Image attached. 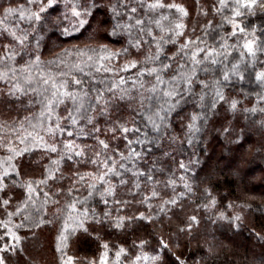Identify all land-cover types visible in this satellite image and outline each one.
<instances>
[{
    "label": "snow or ice",
    "instance_id": "1",
    "mask_svg": "<svg viewBox=\"0 0 264 264\" xmlns=\"http://www.w3.org/2000/svg\"><path fill=\"white\" fill-rule=\"evenodd\" d=\"M258 10L264 12V0H213L211 4L195 0V19L189 27L190 10L176 0H4L0 4V83L5 87L0 88V98L12 103L27 97L28 104L38 105L39 111L18 123L0 124V130L7 128L12 134L8 139L0 136V148L7 153L0 156V194L11 192L3 198V205L9 206L15 198L12 189L25 190V198L17 203L15 212H8V219L0 221L5 229L0 236V264H9L5 253L22 251L17 247L22 239L17 229L50 223L43 217L38 222L33 219L40 209L29 212V206L36 204L33 194H40L38 186L47 189L43 192L45 204L49 197L59 204L57 197L65 189L52 188L66 179L71 199L64 206L67 214L61 217L63 224L57 236L62 264H76L72 256L65 259L70 236L82 233L99 239L98 229L135 231L145 222L155 225L159 221L163 228L165 217L171 221L173 209L182 210V199L192 196L199 184L204 185L203 199L207 202L197 207L211 213L208 219L213 224L226 221L228 228L240 230L244 209L250 211L252 205L229 201L225 209H218L212 179L223 169L209 165L208 158L202 159L196 149L198 142L207 141L209 135L239 147L247 139L248 128L237 129L240 114L251 122L247 114L259 112L257 123L264 129V66L257 67L264 65L259 55L264 54V39L256 35L254 27L249 31L244 25V19ZM210 14L218 15L219 23L214 19L201 23V17ZM225 24L231 26L230 32L224 30ZM68 40L77 43L60 47ZM50 44L59 52L45 61L43 50ZM53 65L56 71H52ZM96 72L112 76L97 80ZM246 80L257 90L241 88L240 92L245 100L255 96L257 103L241 109V100L230 96L229 89ZM189 105L191 112L182 115ZM62 107L63 116L59 111ZM129 110L132 116L125 118L124 112ZM177 118L183 140L175 130ZM138 119L143 121L142 126ZM25 122L31 131L25 128ZM102 131L110 133L111 140L102 138ZM81 138L94 143L84 144L79 142ZM121 139L124 150L119 145ZM165 140L169 147L177 144L180 148L186 140L192 151L187 161L179 162L178 178L172 173L161 181L156 178L157 171L164 172L159 167L160 158L156 157L149 167L144 148L162 147ZM38 151L41 155L35 163L42 165L41 176L24 180L21 160ZM170 155L169 151L162 152L163 157ZM241 163L242 158L233 156L224 167L233 176H240ZM85 165L91 168L82 173L79 169ZM204 165L208 170L200 178ZM147 184L152 185L150 194L142 191ZM161 184L165 189L172 187L173 195L163 197L158 190ZM178 185L183 190L176 192ZM82 189L87 195H80ZM154 200L158 203L153 204ZM25 213L30 223L13 222L14 215ZM199 224V216H188L173 235L187 232L191 239L194 226ZM250 231L258 241H264V232L254 227ZM205 237L204 252L190 256L172 251L181 247L172 235L165 238L163 232L158 233L151 252L143 250L150 245L151 235L137 237L132 247L141 250L131 259H122L129 248L120 245L114 261L109 259V243L104 241L99 264H170L169 252L175 264H206L218 257L219 246L214 232H206ZM243 260L245 264H264V248L258 256L253 253L251 259L246 253ZM79 264L97 261L85 257Z\"/></svg>",
    "mask_w": 264,
    "mask_h": 264
},
{
    "label": "trees",
    "instance_id": "2",
    "mask_svg": "<svg viewBox=\"0 0 264 264\" xmlns=\"http://www.w3.org/2000/svg\"><path fill=\"white\" fill-rule=\"evenodd\" d=\"M168 1L171 2V0ZM203 1H206L205 3L208 4L213 2V0H202V3ZM13 2L22 3L23 0H13ZM176 2L186 3L185 5L189 8L191 13L188 21L195 19V0H176ZM2 3H4V0H0V4ZM210 16L212 15L210 14ZM206 19L207 18L201 17V21L204 23ZM214 21L219 23L220 17L218 15L215 16ZM244 25L249 31H251V29L254 27L256 29V35L261 37V39H264V12L258 10L255 15H248L244 19ZM224 30L230 32L231 26L225 24ZM234 40L235 38H233V42ZM53 42H55L54 37ZM73 43H77V41H65L64 43L60 44V47H65ZM116 47H119V45H116ZM57 52H59V48L53 47L52 44H50L48 48L43 50L42 58L43 60L47 61L52 59ZM259 55L261 56V59H264V54ZM24 59L26 60L27 57ZM20 62L23 63L24 61ZM262 66L264 65H258L257 67L259 68ZM51 69L52 71H56L57 66L53 65ZM60 70L67 71V68L60 66ZM95 75L97 80H103L106 76L111 77L112 73L96 72ZM252 78L254 79V73ZM4 87L5 85L0 83V88ZM241 88L248 92H254L257 90L256 86L249 84L246 80L243 82V84L237 83L234 89H229L230 96H237L241 100L239 105L241 109L244 107H252L257 103L255 96L250 95L248 99L245 100L243 98V93L240 92ZM191 110V105L186 106L181 114L183 115L185 113H190ZM38 111L39 106L29 105L27 97L23 98L22 102L13 101L12 103H4L3 99L0 98V124L5 122L18 123V121L23 117L29 116L30 113H37ZM60 115L63 116V113ZM247 115L251 117V122L248 119H245L244 114H240L236 119L237 129L244 128L245 125H248V128L246 129L247 139L239 147H237L235 143H229L222 137H214L209 135L207 141L202 140L198 142V147L196 149L201 153L202 159L205 157L208 158L209 165H218L219 168L223 169L222 174H218L212 179L213 195L217 197L218 209H225L229 201L236 203L243 202L252 205V209L250 211L248 209H244L245 217L243 226L240 230L235 231L228 228L226 221L213 224L212 221L208 219L211 213L205 211L203 208L197 207V205L207 202L203 199L202 189L204 185L199 184V186L195 188V192L192 196L182 199V210L179 208L173 209V217L171 221L165 217L163 228L160 227V222L157 221L155 225L145 222L144 227H141L135 231L127 230L121 232L112 231L109 229H98L100 237L99 239L91 234L84 235L82 233H78L76 235L70 236V243L68 246L70 254L80 262L85 257H87L89 260L94 258L97 261L101 253L105 251L102 247V244L104 241H107L109 243L108 255L110 260L115 259V251L120 245L129 248V254H125V257H122V259H131L132 255H135L136 252L141 250L139 247H132L133 241L136 240L137 237L151 235L150 245L143 249L144 251L151 252L152 249L157 245V234L163 232L165 238H168L170 235H172L173 240L178 238L180 241L181 247L179 249L173 247L172 251H175L177 254L182 256H190L193 254L200 255L204 252L203 242L206 238L205 233L214 232L218 237L217 244L219 246V253L218 257L209 259L206 264H245L243 256L246 253L249 259H251L253 253L258 256L261 252V249L264 248V241H258L250 229L254 227L256 231L264 232V129H261L257 123L261 119L259 112L248 113ZM124 116L125 118H130L132 116L131 111H125ZM232 118L233 117L231 113H229V119ZM137 123L140 126L143 125L142 120L138 119ZM101 125H103V121H101ZM27 127L28 122H25V128L31 131ZM175 130L183 140V132L181 130V125L178 118L175 121ZM11 135L12 134L8 132L7 128L0 130V136H4L6 139L11 138ZM100 135L102 138L111 140L110 133L102 131ZM232 139L234 140L235 137L233 136ZM79 142L89 145L94 143V141L91 139H83ZM119 145L121 150H124L125 143L122 139L119 141ZM112 146L115 147V142H113ZM149 148H151L150 152L148 151ZM144 150L145 152H148V157L145 163L148 164L149 167L156 157L160 158L159 167H163L164 172L161 174L159 171H157L156 178L161 181L166 180L172 173H175L176 177L178 178L180 174V170L178 168L179 162L181 159L187 161L192 151L188 148L186 140H184L183 148L178 147L177 144H173L171 147H169L167 140H165V144L162 147H156L154 145L145 146ZM163 151H169L171 152V155L168 157H163ZM4 155H7V153L3 148H0V156ZM40 155L41 153L38 151L35 155L26 154L22 158L21 164L22 172L25 174L24 180H27L29 177L34 179L40 178L42 165H37L35 163ZM233 156L242 158L240 176H233L230 170L224 167V165L229 160H231ZM90 168L91 165H85L81 166L79 170L83 173L88 171ZM64 170L65 173H67L68 166H65ZM207 170L208 165H204L200 171V178L205 176V172ZM21 182L23 183V181ZM61 186L64 187L65 192L57 197L59 199V204L52 203L51 197H49V202L45 204L43 192L47 189H45L44 185L38 186L40 189V194H33L34 198L36 199V204L29 206V212H35V209H40L38 213L34 214L33 219L37 220L38 222L39 218L43 217L46 221H50V223L46 222L44 224H40L39 227L33 225L31 227L17 229L19 235L22 238L20 244L17 247L18 249H22V251H20L19 254L5 253L6 258L9 260V264H59L58 260L51 262L49 260V256L55 254V252L57 254V236L61 229L59 223L61 220L59 217L65 216L67 214L65 211H63V209L66 202L70 201L71 199L66 191L70 186V182L67 179L63 181L62 185L57 184L53 186L52 191H55L56 187ZM151 187L152 185L147 184L145 185L144 189H142V191L148 192L150 194ZM158 190L162 192V196L165 198L173 195L172 187L165 189L163 184H161L158 186ZM182 190V185L176 186V192ZM11 191H14L15 198L12 200L10 208L3 209L14 211L17 203L25 198V190L21 187H16ZM120 192H123V189H121ZM10 194L11 192L6 191L1 195L3 198H7ZM80 195H87L86 190L82 189ZM152 203L156 204L158 201L154 200ZM57 209H61V211L57 212ZM98 210L102 211L103 209L100 208ZM140 210L143 211L144 208H141ZM228 211L229 214L232 213L231 209ZM236 211H240V209H236ZM25 215L27 214H17L14 216H18V222L20 223L22 220H25ZM191 215H197L200 217V224L198 226H194L192 230V238L188 239L187 232L173 235L177 233L178 227L182 226V224L187 221V217ZM57 216L58 218L56 219ZM25 223L30 222L25 220ZM221 224L224 226L221 227ZM4 232L5 229L0 227V236H2ZM0 243H3V241H0ZM198 245L200 246L199 250ZM167 259L170 264H175L174 257H172L170 252L167 253Z\"/></svg>",
    "mask_w": 264,
    "mask_h": 264
},
{
    "label": "rangeland",
    "instance_id": "3",
    "mask_svg": "<svg viewBox=\"0 0 264 264\" xmlns=\"http://www.w3.org/2000/svg\"><path fill=\"white\" fill-rule=\"evenodd\" d=\"M168 2H170V1H168ZM206 1H203V3H205ZM178 3H184V2H178ZM184 4H186V3H184ZM207 19H214V17H212V16H208L207 17ZM188 22V24H189V27H191V24H192V22H193V20H190V21H187ZM205 22H206V20H205ZM201 23H204L203 21H201ZM241 43H242V40H241ZM52 67V66H51ZM62 110H63V107L59 110L60 111V114L61 113H63V115H65V112H64V110H63V112H62ZM28 129H30L31 130V128L29 127V124H28V127H27ZM81 140H83V138H81ZM84 144H86V143H84ZM89 154H91V149L89 150ZM2 200H3V196L0 194V221H4V220H7L8 219V216H7V213L8 212H15V210L14 211H11V210H8V209H3V208H10V205H9V207H7V206H4L3 205V203H2ZM62 214H63V211H62ZM61 214V215H62ZM61 215H59V216H61ZM52 218V217H51ZM58 218V216L56 217V219ZM59 219L61 220V221H59V223H60V228L62 227V224H63V221H62V219H61V217H59ZM12 220H13V222L14 223H16V224H19V222H18V216H13L12 217ZM2 229H4L3 227H2ZM18 232V231H17ZM18 234H19V232H18ZM20 236V235H19ZM21 237V236H20ZM10 239V238H9ZM69 239H70V237H69ZM10 242H11V240H10ZM69 243H70V241L68 240L67 241V247L64 249V253H65V259L67 258V256H72L71 254H70V252H69V250H68V246H69ZM56 250H57V246H56ZM58 254V255H57ZM57 254H56V252H55V254H53V255H50L49 256V260L51 261V262H55L56 260H58V262H59V264H62V260H61V252H58L57 251ZM73 257V256H72ZM75 258V257H74ZM115 260V259H114ZM114 260H112V261H114ZM75 261H76V264H79V260H77L76 258H75ZM99 261H100V257H99V259L97 260V264H99ZM47 264V263H46ZM142 264H144V262H142ZM147 264H151V262H147Z\"/></svg>",
    "mask_w": 264,
    "mask_h": 264
}]
</instances>
